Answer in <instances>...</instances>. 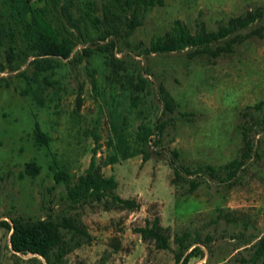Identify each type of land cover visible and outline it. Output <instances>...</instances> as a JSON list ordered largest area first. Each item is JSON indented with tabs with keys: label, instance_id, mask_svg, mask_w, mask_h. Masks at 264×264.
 Returning <instances> with one entry per match:
<instances>
[{
	"label": "rangeland",
	"instance_id": "374dc122",
	"mask_svg": "<svg viewBox=\"0 0 264 264\" xmlns=\"http://www.w3.org/2000/svg\"><path fill=\"white\" fill-rule=\"evenodd\" d=\"M260 4L264 0H164L146 12L129 40L147 43L174 18L192 30L197 19L213 28L219 19ZM259 24H264V17L252 26ZM114 54L123 59L117 77L102 52L91 55L96 89L83 61L58 58L50 76L59 91L54 96L48 87L43 105L20 93L25 81L18 71L26 63L0 70V219L17 214L78 218L92 238L69 252L63 264H176L174 253L180 250L178 236L183 233L188 245L183 256L194 247L185 264H264L263 257H252L255 241L264 234V104L254 107L264 100V30L262 36L252 35L215 58L206 53L189 56L186 49L136 54L125 45ZM139 72L146 81L142 89H135L128 77ZM160 83L173 97L172 112L163 113ZM78 95L82 102L75 110ZM34 119L50 135L48 144L35 142ZM157 120L166 124L157 144L146 145L148 158L137 153L104 164L113 151L107 145L112 121L134 136L140 123L153 125ZM242 126L255 152L233 183L185 171L184 167L211 163L224 176L226 162L240 151ZM94 151L101 171L117 179L116 192L136 198L138 207L70 204L65 185L53 172H83ZM29 160L39 165L35 175L24 172ZM191 178L198 184L190 190ZM156 215L169 236L168 248L157 247L134 229ZM9 235L10 230L0 226V264H49L36 253L14 254Z\"/></svg>",
	"mask_w": 264,
	"mask_h": 264
},
{
	"label": "trees",
	"instance_id": "16d2710c",
	"mask_svg": "<svg viewBox=\"0 0 264 264\" xmlns=\"http://www.w3.org/2000/svg\"><path fill=\"white\" fill-rule=\"evenodd\" d=\"M0 0V46H3L5 62L0 63V70L6 68L15 70L20 63L27 66L18 71L25 84L20 89L21 94H28L39 105L46 102L45 91L51 88L53 95L59 89L56 79L50 76L59 65L58 58L71 61H83L88 69L92 87L98 86L91 63V55L95 50L102 52L112 66L113 76L117 77L123 66V59L114 53L120 46L131 47L136 54L165 53L186 49L189 56L206 53L210 57H218L224 52H231L235 44L244 41L252 35H263L264 24L253 25L264 17V5L246 8L242 13L219 19L215 27L209 28L202 19H197L192 30L182 19L174 18L169 28L162 33L154 34L145 43L139 41L132 44L129 40L135 28L142 23L146 12L152 7L162 5L164 0ZM250 27L248 30L244 31ZM81 44L80 48H76ZM135 89H142L146 78L139 72L135 77H128ZM9 84V81H6ZM164 104L163 113L172 112L174 100L172 95L159 84ZM80 96H77V110L81 106ZM264 100L254 104L260 109ZM182 116L186 112L179 111ZM166 120H157L153 125L142 122L138 125L134 136L126 128L111 122L112 134L108 136L107 145L113 147L104 164L114 163L119 158H129L141 153L143 159L148 158L146 145L149 141L157 144ZM242 145L237 156L225 164L226 174H220L219 169L211 164H198L194 168L184 167L189 174L208 175L233 183L238 171L244 166L252 153L255 152L252 137L246 127L242 126ZM33 137L37 144H48L51 139L34 119ZM156 137V139H154ZM173 155L178 151L173 149ZM175 174H179V166L175 158L170 159ZM39 165L34 160L25 162L24 172L35 175ZM23 174V173H21ZM58 182H63L66 196L72 206L90 202L101 203L104 208L134 209L139 202L134 197L121 196L116 192L117 179L112 174H104L96 162V151L93 152L85 170L74 174L66 169L58 168L53 172ZM198 184L196 178L190 179L189 189ZM0 226L12 230L9 241L13 253H36L49 264H63L66 255L76 247L92 238L84 223L73 216L63 215L54 218H30L21 214L9 219H0ZM142 238L153 239L159 248H168V234L159 223L156 215L146 219L144 225L134 227ZM185 233L178 236L180 250L174 253L176 264H185L192 251L184 256L188 247L184 243ZM253 259L263 257L264 234L254 243Z\"/></svg>",
	"mask_w": 264,
	"mask_h": 264
},
{
	"label": "water",
	"instance_id": "95a60500",
	"mask_svg": "<svg viewBox=\"0 0 264 264\" xmlns=\"http://www.w3.org/2000/svg\"><path fill=\"white\" fill-rule=\"evenodd\" d=\"M11 231H12V230H11ZM11 231H10V232H11Z\"/></svg>",
	"mask_w": 264,
	"mask_h": 264
}]
</instances>
